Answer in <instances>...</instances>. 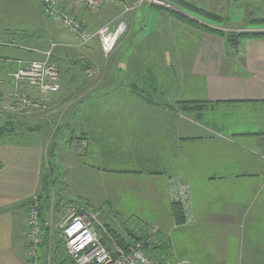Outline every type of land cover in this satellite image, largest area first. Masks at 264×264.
<instances>
[{
  "label": "crops",
  "instance_id": "crops-1",
  "mask_svg": "<svg viewBox=\"0 0 264 264\" xmlns=\"http://www.w3.org/2000/svg\"><path fill=\"white\" fill-rule=\"evenodd\" d=\"M186 1L223 19L238 15L244 24L264 17V0ZM74 11L82 20L86 18L84 9ZM180 28L185 33L187 27ZM173 30L168 32L171 48L168 43L145 40H159L157 33L140 35L124 48L120 40L109 63L110 78L77 105L70 131L86 140L79 139L81 147L87 143L84 159L92 160L100 178L113 175L136 189L141 208L134 215L160 232L150 245L157 247L153 254L166 249L154 260L172 257L193 264H218L233 259L238 264H264V38H245L234 48L220 35L196 31L198 46L190 55L196 58L183 75L198 87L188 94L184 83L176 84L171 65L178 38ZM77 40L59 38L72 46ZM177 48L176 54L184 57ZM9 59L13 57L0 66V76L14 70L16 65ZM176 87H180L177 100L171 99ZM25 133L0 137V264L32 262L27 253L26 203L40 193L48 152L44 140L29 145L13 139ZM111 134L124 145L125 151L120 152L134 155L114 156ZM171 182L190 186L182 225L172 211ZM47 228H43L41 244L47 242L53 248L55 234L47 233ZM60 233L57 242L64 245Z\"/></svg>",
  "mask_w": 264,
  "mask_h": 264
},
{
  "label": "rangeland",
  "instance_id": "rangeland-1",
  "mask_svg": "<svg viewBox=\"0 0 264 264\" xmlns=\"http://www.w3.org/2000/svg\"><path fill=\"white\" fill-rule=\"evenodd\" d=\"M153 4L162 5L163 11L154 8ZM170 10L178 11L203 25L223 30V34L231 31L264 30V27H245L244 23H240V16L238 15L229 19L224 18L221 22L205 19L193 10L182 7L176 0H108L99 11L93 13L86 11L85 13L86 18L90 21L89 28L92 30L99 29L104 25L113 28L120 20H127L126 30L119 37L115 49L120 40L124 41L122 44V48H124L129 43L137 42L135 39L140 38V35L150 36L156 33L159 35V40H157L158 37H148L145 40L149 42L156 40L163 45L168 43L171 48L168 32H173V29H176L175 36L178 38L175 40L174 52L172 51L175 55L171 56V65L175 68L174 71L176 70V84L183 85L184 83L187 93L193 94L198 86L192 83L190 76L183 75V71H187V67L193 66V59L196 57L190 55L198 46L199 41V38L194 34L201 29L177 20L168 13ZM206 10L210 11V9ZM43 14L40 0H0V66L8 63L6 62L8 57H13V59H9V62L16 65L14 70H8L0 76V97L5 98L0 100V128L8 127L13 133H21L26 130L24 136H14L13 139L29 145L39 144L44 140L48 152L43 167L39 194L41 195L47 186L48 201H46L43 217L49 222L47 233L55 234L53 248L48 246L47 242L40 244L36 256L34 258L28 256L32 261L30 262L31 264H71L66 247L59 245L57 236L64 219L72 213L79 212V210L96 215L95 225L100 229L103 236L106 235L115 240L114 235H118L130 243L132 240L145 238L144 242L152 245L160 232L157 227L148 225L143 221L140 222L134 215L136 210L139 211L141 208H139L135 197L136 189L128 187L125 182L122 184V181L113 175L100 178L98 168L96 165L94 166V163H91L92 160L84 159V155H87V151L84 150L87 143L83 148L80 146L81 141L79 139L82 138L85 142L86 140L84 137L73 136L76 134H72L70 131L72 129L70 117L77 105L85 102L87 97L93 95L98 84L110 78L112 73L109 63L113 61L111 56L115 49L109 55L98 54L99 49H101L99 38L95 37L86 42L45 16L51 20V22L47 21ZM180 27H187L185 33ZM178 29H181L180 32L183 35H178ZM205 32L209 33L208 31ZM61 35H64L70 42H75V39H78V42L74 43L76 46H72L73 43L70 44V42L65 44L59 41ZM221 37L225 39L228 47H231L226 36L222 35ZM177 47L181 49L179 53L186 54L184 57L176 54V51L178 52ZM89 49L94 50L93 53L95 54L89 55L87 51ZM119 52L121 53V51ZM134 55L137 56V54ZM136 56H133V59ZM171 57H169L170 61ZM48 60L59 67L60 89L50 93L48 95L50 97L41 99L39 105L20 104L19 99L23 96L34 97L37 95V89L33 85L15 77V73L21 65L20 62ZM177 70H181V72ZM179 91L180 87H176L171 99L177 100ZM119 92L116 94H120ZM189 104L195 103L189 102ZM193 106L196 107L197 105ZM28 129L29 133L27 132ZM118 138L113 134L109 137L110 148L114 150L112 154L117 157L128 154L134 155V152H126L127 154L120 152L125 147L119 143ZM129 164L126 161V165ZM176 185L180 184L176 182L168 184L170 197L173 200L172 205L176 202L180 203L177 200L178 192L183 191L176 189ZM186 199L189 200V197L187 196ZM25 216H28L26 212ZM47 239L49 241V238ZM161 251L158 250L156 256H163L166 249ZM150 252L152 254V250ZM171 258L166 260L169 263L177 261ZM232 258L234 257L232 256ZM217 263L238 264L234 263L233 259L229 263Z\"/></svg>",
  "mask_w": 264,
  "mask_h": 264
},
{
  "label": "built area",
  "instance_id": "built-area-1",
  "mask_svg": "<svg viewBox=\"0 0 264 264\" xmlns=\"http://www.w3.org/2000/svg\"><path fill=\"white\" fill-rule=\"evenodd\" d=\"M45 4L46 15L61 28L74 33L86 42L97 37L101 42V50L105 55L115 49L119 37L125 32L127 20H120L115 27L104 25L99 29L84 27L82 19L71 9H86L97 12L108 0H73V4H66V0H42ZM15 77L33 85L37 90L34 97L23 96L20 104L39 105L41 99H46L50 93L60 89V70L54 62L48 61H21ZM176 185L177 200L185 211L189 208L190 187L187 184ZM188 201V202H187ZM27 223L29 227L28 256L34 258L38 253L43 237V226L40 218L38 201L29 204ZM96 215L79 210L68 215L61 225V238L73 264H193L188 260H178L169 263L167 260L158 262L144 249L130 247L128 250L120 246L111 237L102 235L95 225ZM156 230V229H154Z\"/></svg>",
  "mask_w": 264,
  "mask_h": 264
},
{
  "label": "trees",
  "instance_id": "trees-1",
  "mask_svg": "<svg viewBox=\"0 0 264 264\" xmlns=\"http://www.w3.org/2000/svg\"><path fill=\"white\" fill-rule=\"evenodd\" d=\"M44 14L46 15L45 12V4L43 3L42 0H40ZM70 2V3H69ZM176 2H178L180 5H182V7L188 9V10H193L196 14H200V16H202L205 19L211 20V21H220L223 20V17L217 13L211 12L209 10H206L204 8H200L198 6H196L195 4H192L186 0H176ZM66 4H73V0H66ZM154 8H158L160 9V11H163L162 8H164L162 5L159 4H153ZM85 11H88L86 9H84ZM72 12L74 11V8L71 9ZM89 12V11H88ZM168 13L171 14V16H173L174 18H176L177 20L181 21V22H185L189 25H193L195 27H197L198 29L201 30H205L208 31L209 33H213V34H217L220 36H226V39L228 41V44L231 45V47H238L240 41L243 38H264V30H258V31H252V32H246V31H242V32H230L227 34H223V30H219L217 28L211 27V26H207V25H203L199 22H197V20L195 19H190L189 17H187L186 15L178 12V11H168ZM47 16V15H46ZM48 17V16H47ZM83 24L84 27H90V23L89 21L87 22V19L84 18ZM245 27H264V17H259V18H253V19H249L246 21L245 23ZM185 103H189V102H185ZM10 133H12L11 129H9L8 127H2L0 128V137L4 136V135H9ZM48 193V189L47 186L46 188L43 189V193H41V195L39 194L37 196L36 199H30L27 201V205L30 204V202L32 203V201L36 200L39 203V210H40V218H41V222H42V226L43 228H47V222L45 220V218L43 217L44 214V209L46 206V201H48L47 198V194ZM172 210H173V214L176 220V223L179 225H182L185 223L186 218H185V211L182 207V205L180 203H173L172 205ZM115 236V240L118 244H120L121 247H123L124 249L128 250L130 247H137V248H142L144 249L153 259H157L156 255L153 254L154 250L157 249V247H152L150 245H148L146 242H144L146 239L145 238H140V239H136V240H132V242H128L126 241V239H123L122 237H119L118 235H114ZM150 250H152V254L150 252ZM71 260V258H70ZM72 264V260L70 261Z\"/></svg>",
  "mask_w": 264,
  "mask_h": 264
}]
</instances>
